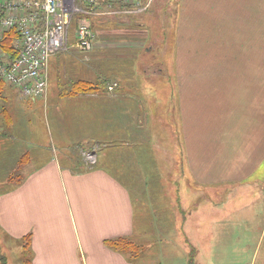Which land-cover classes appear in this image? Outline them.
Instances as JSON below:
<instances>
[{
  "label": "crops",
  "instance_id": "1",
  "mask_svg": "<svg viewBox=\"0 0 264 264\" xmlns=\"http://www.w3.org/2000/svg\"><path fill=\"white\" fill-rule=\"evenodd\" d=\"M175 20L174 78L130 77L132 70L146 72L145 52L155 48L146 46L155 33L145 26L103 29L95 33L88 52L70 47L66 55L51 57L82 63L96 76L85 77L74 68L67 85L53 92L48 81L43 118L56 150L37 163V143L26 140L17 155L12 144L0 142V165L11 160L16 170L26 167L17 173L22 178L0 193V229L29 251L30 264H136L139 252H124L109 242L126 237L141 244L132 187L140 193L139 184L156 181L157 159L168 148L182 155L180 162L194 183L212 190V200L226 187L234 198L238 189L261 184L244 201L261 209L264 229V102L258 122L240 134L235 123L233 128L224 123L220 109L231 93L226 88H264V0H179ZM85 53L89 58L80 60ZM164 55L155 51L151 65L171 71L163 57L156 59ZM110 63L127 77L105 75ZM100 77L107 80L101 87L72 89L77 80ZM111 79L117 83L113 90ZM154 86L161 88L159 94ZM26 101L35 99L19 96L8 85L0 87L1 138L8 128L7 140L17 139L13 123ZM7 103L18 111L13 117ZM166 133L176 137L175 145L165 142ZM64 144H74V152H65ZM84 148L95 153L87 165L80 153ZM14 175V169L5 174ZM250 215L246 224H252Z\"/></svg>",
  "mask_w": 264,
  "mask_h": 264
},
{
  "label": "rangeland",
  "instance_id": "2",
  "mask_svg": "<svg viewBox=\"0 0 264 264\" xmlns=\"http://www.w3.org/2000/svg\"><path fill=\"white\" fill-rule=\"evenodd\" d=\"M178 1L153 0L143 11L121 13V16L116 14L111 16L113 18L102 15H89V23L92 24V28L97 35L103 29L110 32L124 26L131 27L142 24L149 34L155 33V36L150 38V41H147L146 44V46L152 45L155 48L145 52L143 68L146 69V72L132 70L130 77L155 80L174 78L171 62ZM77 15L80 16L81 13L74 14L71 17L69 44L72 43L71 37L80 18L76 19ZM160 50L162 54L165 51V55L156 56V59L160 58L162 61L163 57V63L171 71L166 70L165 72V70L159 69L161 67L159 64L151 65L154 62V52H160ZM67 51L63 50L59 53L66 55ZM87 55L86 53L82 56L79 54L78 58L81 60L84 56L87 60L89 58ZM48 65V81L50 86H53L50 88L52 92L67 85L66 81L72 75L74 68L82 71L85 77L91 79L96 77L93 73L87 71L84 64L69 62L63 58L60 61H57V59L52 61L51 59ZM74 73V75L82 74L76 71ZM103 73L108 77H127L124 72H118L113 63L107 64L103 69ZM9 88L17 93L15 88ZM153 88H157V94H159L158 90H161V88L157 86ZM227 91H231L230 95H227L225 100L220 103V106H223L220 109L221 113L224 112V123L230 124V128H233L235 123V130L240 134L241 130L246 127H253L258 122L260 103L263 104L264 102V88L230 87L226 88L225 92ZM44 98L22 102L23 110L21 114L14 110V106L11 109L10 104L7 103L6 109L8 108V111L10 107L12 117L14 113H17L13 123L17 139L7 140L11 134L8 128L5 130L8 135L5 138L0 137L2 144L6 143V146L12 144L13 147L11 148L15 147L14 149L18 150L17 155L21 153L19 151L24 150L23 145L27 144L26 140L37 143V163L46 159L49 153L56 150L53 148L55 144L51 140L50 132L47 131L46 119L43 118V114L46 112ZM228 109L235 110V113H231ZM212 116L216 119L215 114ZM0 118L4 119L1 115ZM0 122L5 124L3 121ZM218 124L213 123L215 126ZM14 133L12 132V135ZM23 133L29 135L26 136ZM163 139L166 143L170 142L173 145L176 143V137L168 133L163 135ZM57 143L59 146L60 143ZM64 145H66L65 152H67L66 150L71 152L72 149V152H74V144ZM172 149L163 150L162 158L157 159L158 174L154 177L156 181L139 184L140 193L134 189V186L132 187L135 204V224L140 235L139 243L143 246H140L139 251H141L134 257L135 263L264 264V229L260 223L261 216L258 214L261 209L257 212L258 209H255L252 203L245 206L246 201H244L245 197L259 192L262 185L257 184L249 189H238L239 194L234 198L231 197L233 193L231 189L226 187V190H222L221 194L215 193L212 200V190L192 181L184 168L183 161L180 162L182 155H177L176 150L171 152ZM39 151L43 153L42 156H40ZM85 152H93V148H84L80 152L87 165L91 162H88ZM58 153L63 152L58 151ZM74 154L76 155L77 152ZM93 155L95 160L94 152ZM12 169H14L15 175L6 177L5 174ZM25 169L26 167L23 166L16 170L14 162L11 160L6 162V166H4V163L0 165V193L7 186L13 185L12 182L22 178L17 173L21 170L24 172ZM257 201H254V204ZM248 214L250 215L249 218L253 219L252 224L244 222ZM0 264H30L29 251L22 247L21 243L6 236L1 229Z\"/></svg>",
  "mask_w": 264,
  "mask_h": 264
},
{
  "label": "built area",
  "instance_id": "3",
  "mask_svg": "<svg viewBox=\"0 0 264 264\" xmlns=\"http://www.w3.org/2000/svg\"><path fill=\"white\" fill-rule=\"evenodd\" d=\"M153 0H0V83L21 97L42 98L47 92L50 58L74 47L88 52L95 32L89 15L112 16L143 11ZM81 13L69 44V25ZM116 82L109 84L113 90ZM88 162L93 152H85Z\"/></svg>",
  "mask_w": 264,
  "mask_h": 264
},
{
  "label": "trees",
  "instance_id": "4",
  "mask_svg": "<svg viewBox=\"0 0 264 264\" xmlns=\"http://www.w3.org/2000/svg\"><path fill=\"white\" fill-rule=\"evenodd\" d=\"M81 16V15H80ZM79 15H77L76 19H78L80 17ZM106 79L104 78H98V80H96L95 82L92 81H88V80H77L74 85H73V91H88V90H93L95 87H101L103 84H106ZM2 83H0V87H2ZM23 242L28 244L29 243V239L28 238H24ZM109 244L121 251L124 252H130L133 254H137L139 251L140 246H142V244H137L135 242H133L130 238H119V239H115V240H111L109 242ZM28 262V261H27Z\"/></svg>",
  "mask_w": 264,
  "mask_h": 264
}]
</instances>
